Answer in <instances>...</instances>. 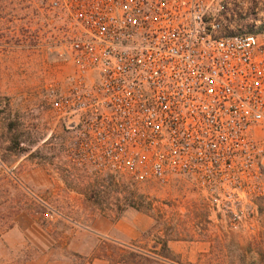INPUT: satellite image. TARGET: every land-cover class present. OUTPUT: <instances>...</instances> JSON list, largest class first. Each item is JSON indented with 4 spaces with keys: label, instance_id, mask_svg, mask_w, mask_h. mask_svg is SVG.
<instances>
[{
    "label": "built area",
    "instance_id": "1",
    "mask_svg": "<svg viewBox=\"0 0 264 264\" xmlns=\"http://www.w3.org/2000/svg\"><path fill=\"white\" fill-rule=\"evenodd\" d=\"M68 20L46 103L79 163L137 181L187 178L244 225L264 164V30L233 0H47Z\"/></svg>",
    "mask_w": 264,
    "mask_h": 264
},
{
    "label": "rangeland",
    "instance_id": "2",
    "mask_svg": "<svg viewBox=\"0 0 264 264\" xmlns=\"http://www.w3.org/2000/svg\"><path fill=\"white\" fill-rule=\"evenodd\" d=\"M0 6V232L34 220L62 240L66 219L85 224L96 214L131 211L150 226L127 244L100 239L95 253L109 264H264V164L261 193L244 225L233 226L187 178L137 181L77 162L43 92L47 79L64 74L59 52L68 20L47 0ZM226 23L231 31L264 30V0H233ZM22 29L35 40H24Z\"/></svg>",
    "mask_w": 264,
    "mask_h": 264
},
{
    "label": "crops",
    "instance_id": "3",
    "mask_svg": "<svg viewBox=\"0 0 264 264\" xmlns=\"http://www.w3.org/2000/svg\"><path fill=\"white\" fill-rule=\"evenodd\" d=\"M137 218L126 211L118 218L96 214L85 224L66 219L69 235L62 240L34 220H16L0 232V264H109L107 256L95 253L100 239L129 243L150 226L145 217ZM26 250H31V254L23 256Z\"/></svg>",
    "mask_w": 264,
    "mask_h": 264
},
{
    "label": "trees",
    "instance_id": "4",
    "mask_svg": "<svg viewBox=\"0 0 264 264\" xmlns=\"http://www.w3.org/2000/svg\"><path fill=\"white\" fill-rule=\"evenodd\" d=\"M20 2L22 3V8H26L28 5H29V2H30V0H20ZM27 3V4H26ZM0 9H1V6H0ZM25 16V15H24ZM23 16V17H24ZM23 30V32H22V34H23V39L25 40V39H31L32 41H34L35 40V36L36 35H34L33 33L31 34V33H29L28 32V30H25V29H22Z\"/></svg>",
    "mask_w": 264,
    "mask_h": 264
}]
</instances>
